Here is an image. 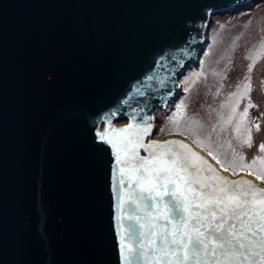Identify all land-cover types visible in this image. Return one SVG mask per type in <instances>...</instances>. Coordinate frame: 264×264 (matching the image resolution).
I'll list each match as a JSON object with an SVG mask.
<instances>
[{"label":"water","instance_id":"water-1","mask_svg":"<svg viewBox=\"0 0 264 264\" xmlns=\"http://www.w3.org/2000/svg\"><path fill=\"white\" fill-rule=\"evenodd\" d=\"M261 1L0 0V264H120L116 160L98 133L149 115L145 143L181 140L215 165L185 136L158 139L155 114L212 17Z\"/></svg>","mask_w":264,"mask_h":264},{"label":"snow or ice","instance_id":"snow-or-ice-1","mask_svg":"<svg viewBox=\"0 0 264 264\" xmlns=\"http://www.w3.org/2000/svg\"><path fill=\"white\" fill-rule=\"evenodd\" d=\"M246 58L252 60L249 75L221 105L229 111L220 116V125L221 131L232 126L241 145L251 148L252 128L259 132L260 125L249 120V110L257 107L250 97V74L260 56ZM261 85L264 91V80ZM242 100L247 103L237 111ZM183 111L184 105H177L172 128L160 132L190 137L219 168L181 140L145 143L153 132L149 115L124 127L109 123L98 133L116 160L120 264H264V188L243 176L231 178L243 171L264 182V155L246 162L233 149L228 158L220 145L213 147L210 136L201 138L193 127H181ZM259 152L264 153V142Z\"/></svg>","mask_w":264,"mask_h":264},{"label":"rangeland","instance_id":"rangeland-1","mask_svg":"<svg viewBox=\"0 0 264 264\" xmlns=\"http://www.w3.org/2000/svg\"><path fill=\"white\" fill-rule=\"evenodd\" d=\"M205 37L204 50L198 63L187 69L180 78L182 91L168 106L156 111V137L175 134L161 133L160 129L172 128L169 121L176 115L177 105L183 104L184 111L180 117L182 128L191 126L201 138L210 136L213 147L220 145L219 150L228 158H231L234 149L245 156L246 162H250L253 157L264 155L259 152V145L264 142V116L261 115L264 113L261 85L264 80V50L260 48L264 39V0L231 13L214 15ZM257 53L260 58L250 74V97L257 107L249 110V120L259 123L260 131L252 128V147L249 148L236 139L232 126H225V130L221 131L220 116H226L229 111L227 107L221 108L222 104L228 102L229 94L236 92L237 86L246 82L248 64L252 62L246 57H255ZM197 73L200 75L197 76ZM246 103L247 100H242L237 111H242ZM214 125L215 132L212 131ZM185 137L192 141L190 137ZM229 141L231 148L227 143Z\"/></svg>","mask_w":264,"mask_h":264},{"label":"bare ground","instance_id":"bare-ground-1","mask_svg":"<svg viewBox=\"0 0 264 264\" xmlns=\"http://www.w3.org/2000/svg\"><path fill=\"white\" fill-rule=\"evenodd\" d=\"M158 139H160V137H157ZM185 139H187V140H190V139H188L187 137H184ZM191 141V140H190ZM192 142V141H191ZM198 149H200L199 147H198ZM202 151V150H201ZM202 153H204V155L206 156V157H208L210 160H211V157H209L208 155H207V153L206 152H203L202 151ZM214 164H215V161H213V160H211Z\"/></svg>","mask_w":264,"mask_h":264}]
</instances>
